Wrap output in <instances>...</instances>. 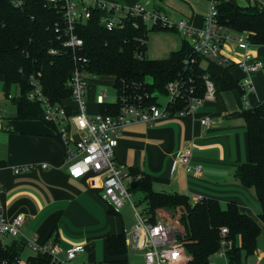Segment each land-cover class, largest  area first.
<instances>
[{
  "label": "crops",
  "instance_id": "obj_1",
  "mask_svg": "<svg viewBox=\"0 0 264 264\" xmlns=\"http://www.w3.org/2000/svg\"><path fill=\"white\" fill-rule=\"evenodd\" d=\"M248 1H245L248 6L254 4L252 0ZM121 2L126 5L142 3L151 10L165 13L172 20L185 18L191 26L201 28L211 0ZM159 32L162 50L154 60H165L172 52L181 50L185 37L180 34L172 37V34L178 35L175 31ZM235 35L236 32L232 33V39ZM245 53L264 63V46L251 45L243 51L234 42H227L222 48L227 63L201 61L202 67L203 62L207 63L203 67L207 72L218 77L224 76L227 65L234 64L229 73L240 89L220 90L214 100L204 102L194 117L174 116L153 125L138 123L126 127L119 136L115 157L129 170L149 174L158 192L186 195L192 204L197 203L198 198L218 200L223 207L236 203L240 212L255 219L262 229L255 254L243 256V264H264V224L259 220L260 204L254 190L244 187L235 176L237 168L249 161L248 131L240 115L264 101V73L248 74L238 65ZM248 78L252 80L251 89L245 84ZM0 84L4 89L1 76ZM14 89L17 91L15 96L12 93ZM86 91L87 112L94 116L100 111L97 104L99 92L89 88V81ZM2 93L0 112L6 129L0 131V182L4 184L5 193L0 201L7 220L18 215L24 218L20 238L2 237V244L28 240H35L40 246L54 244L62 250L58 255L61 259H66L65 251L83 246L74 264L109 263L113 259L129 261V249H136L131 238L135 227L127 229L121 209L116 211L102 201V189L91 190L88 178L74 180L69 176L67 148L54 127L42 119L17 118V108L12 99L20 96V87L13 85L5 99ZM67 105L74 106L71 100ZM204 117L210 118L209 126L201 123ZM69 148L74 149V146ZM183 150L192 151L191 164L201 165L202 173H187L185 167L177 163V154ZM31 164H48L49 167L14 173V168ZM121 234L125 235L128 252L112 258L108 254V238ZM24 252L21 255L23 260Z\"/></svg>",
  "mask_w": 264,
  "mask_h": 264
},
{
  "label": "trees",
  "instance_id": "obj_2",
  "mask_svg": "<svg viewBox=\"0 0 264 264\" xmlns=\"http://www.w3.org/2000/svg\"><path fill=\"white\" fill-rule=\"evenodd\" d=\"M217 10L222 26L247 34L253 46H264V8L256 4L240 7L220 0ZM99 17L96 14L77 25L76 33L84 42L79 55L87 59L85 68L88 73L115 78L118 98L123 94L132 98L140 94L146 102L157 104L161 96L167 95L168 84L180 79L186 82L187 88H196L198 95L202 96L205 77L215 83L216 93L240 89L229 73L234 64L226 66L223 77L210 74L201 66L203 59L193 51L187 39L181 50L172 52L168 59H148L150 33L174 30L144 26L137 29L133 21H129L122 30L108 31L100 24ZM64 30L61 8L50 5L47 0H24L20 7L12 0H0V76L6 97H9L13 85L20 87V96L12 99L18 119L43 120L41 106L28 99L32 90L31 77L38 79L44 94L53 103L67 105L71 100L68 81L75 67L74 53L64 46ZM51 50L57 53L52 54ZM99 107L103 114H116L119 101ZM240 116L247 126L249 161L237 168L235 176L244 187L254 190L261 207L259 220L264 224V101L246 109ZM130 171L140 177L133 191L144 194L145 213L150 222L160 220L162 211L180 213L183 230L178 239L185 246L187 264H212L213 256L221 250V230L224 227L229 230L225 239L231 242L225 250L228 264H243V256L255 254L261 226L249 215L241 213L236 203L223 207L218 200L204 198L192 204L186 195L156 191L149 174ZM26 247L25 241H14L9 245L0 241V262L20 258ZM107 249L112 258L126 255L125 235L110 236ZM26 264L59 263L53 261L51 254L37 253L30 256ZM106 264L130 263L126 259H113Z\"/></svg>",
  "mask_w": 264,
  "mask_h": 264
},
{
  "label": "built area",
  "instance_id": "obj_3",
  "mask_svg": "<svg viewBox=\"0 0 264 264\" xmlns=\"http://www.w3.org/2000/svg\"><path fill=\"white\" fill-rule=\"evenodd\" d=\"M252 1L260 8H264V0ZM12 2L18 7L24 4V0H12ZM47 2L61 8L65 20L64 46L74 53L75 67L68 81L74 106L53 103L44 94L40 82L35 77H31L32 90L28 94V99L41 106L43 120L55 126L57 135L67 148L69 176L74 180L88 178V187L91 190L102 189L101 200L111 205L116 211H119L126 203L133 207L137 225L132 231L131 238L135 248L143 252L145 264H187L188 256L185 246L178 239L181 232L161 220L152 223L146 213L138 211L132 201L131 184L137 182L140 177H135L126 165L116 160L115 150L119 144L120 134L130 125L138 123L153 125L159 120L170 119L174 116L194 117L205 101L215 99L217 94L215 83L205 77L204 94L200 96L196 88H187L186 82L181 79L176 80L167 86L168 101L165 105L159 100L157 104H150L140 94L133 98L123 96V94L120 98L117 96L116 102L119 101V108L116 114L99 112L90 116L85 100L88 86L86 79L88 72L85 68L87 59L79 55L84 42L76 33V27L79 23H85L98 14L100 24L108 31L122 30L126 28L129 21H133L137 29L144 26L147 29L174 30L188 40L193 51L203 60H214L221 65L227 63V58L222 54L224 44L234 42L239 49L247 51L251 46L247 34L236 33L235 38L232 39L231 35L235 32L219 23L217 6L220 0H211L209 13L201 28L191 26L185 18L172 20L165 13L151 10L142 3L126 5L119 0H47ZM51 53L56 54L57 52L51 50ZM238 65L248 74L264 73V63L254 60L247 53ZM245 84L251 89V78H248ZM108 99L107 92H100L97 96V104L100 106L113 103ZM201 123L209 126L211 120L209 117H204ZM4 129L6 127L0 112V131ZM71 145L74 149L69 148ZM192 161L191 150H183L177 154V163L183 165L187 173L197 175L202 173V166H193ZM48 167V164H31L13 170L15 174H20L32 169L45 170ZM4 193V184L0 182V199ZM200 200L197 199L198 202ZM23 224L22 215L7 220L0 201V241L2 237L12 240L19 239ZM221 233L223 240L218 253L225 254L226 248L231 245V242L225 239L229 234L228 228H222ZM26 244L35 254H51L53 261L59 264H74V259L83 250V246L71 248L65 251L66 259H61L58 256L62 252L59 246L54 244L40 246L35 240H28ZM0 264H26V260L20 257L12 262L5 261Z\"/></svg>",
  "mask_w": 264,
  "mask_h": 264
},
{
  "label": "rangeland",
  "instance_id": "obj_4",
  "mask_svg": "<svg viewBox=\"0 0 264 264\" xmlns=\"http://www.w3.org/2000/svg\"><path fill=\"white\" fill-rule=\"evenodd\" d=\"M120 1V0H119ZM123 1V0H121ZM227 2H230L236 6H240V7H249L248 4L245 3L246 0H224ZM248 1V0H247ZM249 3V1L247 2ZM250 5V4H249ZM254 4L251 3L250 6H253ZM161 32H151L150 36H149V50H148V59L150 60H154L155 56L158 57V53L161 52L162 50V43H161V39L159 38V34ZM163 34V33H162ZM175 38V36H179L178 35H174L172 34ZM183 37V35H181ZM154 53V54H153ZM214 61V60H213ZM216 62V61H214ZM217 63V62H216ZM203 67L207 66V63L203 62ZM86 79L89 81V88L92 89L93 91H97L100 93L101 92H107L109 99V102H113L115 103L117 100V92L116 89L114 88V83H115V78L114 77H107V76H97V75H93L88 73L86 75ZM101 77H103V79H101ZM1 86V84H0ZM3 86L0 87V92L2 93V97L5 99L6 95L5 92L3 91ZM13 95L15 96L17 91L16 89L13 90ZM87 94V91H86ZM7 100V99H6ZM160 103H162L163 105H165L168 101V98L166 96H161L159 98ZM10 106H12V104L9 103ZM132 201L134 202V204L136 205L138 211L140 213H145V210L147 209V203L144 200V194L136 191L134 192L132 190ZM261 209V207H260ZM121 213L124 215L126 221H127V229L128 230H132L133 227H135L137 225V218L135 216V212L133 210V207L129 204L126 203L125 206L123 208H121ZM179 218H180V213L177 211H162L159 215V219L165 223L168 226H172L175 229H177V231L183 230V226L180 224L179 222ZM143 252L139 251L137 249H129V262L130 264H145L144 262V258H143ZM29 255H32V251L31 250H25L24 252V260H26V258H28ZM27 261V260H26ZM25 262V261H24ZM212 264H228L227 259L225 254H221V253H217L213 256L212 258Z\"/></svg>",
  "mask_w": 264,
  "mask_h": 264
},
{
  "label": "water",
  "instance_id": "obj_5",
  "mask_svg": "<svg viewBox=\"0 0 264 264\" xmlns=\"http://www.w3.org/2000/svg\"><path fill=\"white\" fill-rule=\"evenodd\" d=\"M137 186H138L137 182H133V183L131 184V189H132V190H135V189L137 188ZM227 248H228V247H227Z\"/></svg>",
  "mask_w": 264,
  "mask_h": 264
}]
</instances>
